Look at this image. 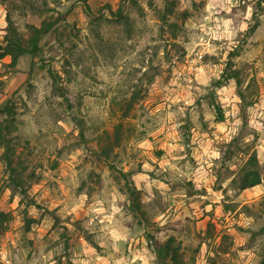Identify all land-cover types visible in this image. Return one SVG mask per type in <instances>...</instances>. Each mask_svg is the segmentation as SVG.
<instances>
[{"label": "rangeland", "instance_id": "rangeland-1", "mask_svg": "<svg viewBox=\"0 0 264 264\" xmlns=\"http://www.w3.org/2000/svg\"><path fill=\"white\" fill-rule=\"evenodd\" d=\"M222 2L0 0V47L11 35L8 17L24 37L31 25L54 22L40 37L38 51L21 55L15 64L0 48V264L5 259L9 264H105L109 253L97 243L102 233L84 225L85 211L106 190L127 198L123 209L131 221L122 227L141 232L124 244L122 255L132 264H143L137 255L144 249L155 256V240L169 236L180 262L168 264H264V143L250 128L264 116V0H248L251 22L235 38V47L192 27L216 32L223 20L237 26L238 12L246 14L247 8L241 3L224 12L215 7ZM209 13L212 19H206ZM197 37L202 41L190 51ZM211 46L221 54L203 51ZM133 63L140 67L132 68ZM234 69L239 84L229 93L223 89L234 80ZM200 79L208 80L207 86L198 84ZM197 87L206 94L198 95ZM233 95L240 98L241 124L231 140L213 145L221 156L213 159L215 180L208 184L196 171L201 167L196 155L201 137L216 139L217 128L209 127L205 116L227 128L236 118L226 115L232 112ZM189 99L191 104L185 102ZM181 109L182 116L168 118ZM158 117L167 130L148 136L145 129ZM177 131L190 145L180 161L190 166V175L169 183V172L158 176L156 169ZM145 136L154 146L139 149ZM149 155L161 164L145 173L142 165ZM251 155L261 181L241 189L239 179ZM157 180L168 185L163 192L150 183ZM148 187L153 199L143 203ZM129 189L136 192L138 209L132 207ZM82 195V208L65 213V205L74 206ZM149 264H157L156 258Z\"/></svg>", "mask_w": 264, "mask_h": 264}, {"label": "clouds", "instance_id": "clouds-1", "mask_svg": "<svg viewBox=\"0 0 264 264\" xmlns=\"http://www.w3.org/2000/svg\"><path fill=\"white\" fill-rule=\"evenodd\" d=\"M254 3V0H252ZM241 3L244 4V6L247 8V13L238 12V16L240 18V23L235 26L231 27V21L230 20H223L220 23H217L215 25L216 32H213L211 29L205 31L203 27L200 25H192L194 28H200L202 32H204V36L208 37L213 40H221V39H228L230 42L231 47H235V44L238 43V41L235 39L238 34L244 33L249 23L251 22V16L253 13V8L251 4L248 3V0H223L222 3H219L215 5V7H218L219 9L223 10L224 12H229L232 7H238ZM146 7V4H145ZM209 8H213L212 4H209ZM212 13H209V16L206 17V19H212ZM223 29V31H220V29ZM202 41V38L197 37V39L193 42V45L190 46V51H195V47L198 43ZM206 43V41H204ZM221 47H224L221 45ZM228 50H231L229 47ZM203 51L210 52L211 55L216 56L220 55V51L216 46L211 47H205ZM135 55V54H133ZM162 55V53H161ZM201 53L196 54V63L199 62ZM226 57L227 53H222ZM132 68L140 67L139 63H133ZM129 71L131 68L128 69ZM146 70V69H145ZM142 75L141 73H137V76ZM215 78L218 80L220 79L219 76V70L214 73ZM185 81L188 85H191V81L188 80L187 75L184 76ZM198 84H203L207 86L208 80L206 79H200L198 80ZM224 91H228L229 93L235 92V80H232L229 82V85L226 89H223ZM196 92L198 95L200 94H206L202 89L199 87L196 88ZM188 104H191L193 101L191 99L185 101ZM232 102H233V109L231 113H226V115H230L232 117H236L234 119V122L230 125L225 127V125L217 126L212 123L214 117L211 114H208L205 116V120L208 121L209 127L211 128H217V131L213 133V136L216 137V139H209L208 135L205 134L201 137V143L198 149V154L196 155L197 161L201 163V167L198 168L196 171L201 172L204 176L207 177L208 184H211L215 180V175L212 171V164L213 159H219L221 156V152L213 147L214 144H216L218 141H228L231 140L233 136L236 135L238 131V127L241 124V120L238 118V113L240 109L236 107V105L240 104V98L238 96L233 95L232 96ZM175 103V101H173ZM183 110H179L176 113H170L169 119H171L173 116H182ZM179 123H176V128H179ZM156 128L157 130L151 131V129ZM250 128H253L256 130V132L260 133L261 136V142L264 143V116L261 117V123H251ZM148 136H157L160 131H165L166 129V122L162 117H158L156 121H154L153 124H150L147 126ZM219 133H223V136L221 137ZM148 136H145L142 140V142H139L136 147L139 149H149L153 147V144H150L148 141ZM169 139L172 141V143L169 144L168 150H167V156L164 160V162L161 164L160 161L156 160L152 156H148V159L143 162V169L145 173L152 172L155 168L156 164H161V167L159 169H156V174L159 176L162 172L167 171L169 172V176L165 177L166 180L169 181V183L172 180L179 179L180 177H188L190 175V166L188 164L181 165L180 161L183 160L185 157L181 155V153L184 152L185 147H190V145H185L182 143V135L177 131L174 132V134L169 137ZM253 139V135L249 134L247 136V141H251ZM193 143H196V141H193ZM151 161V162H149ZM171 161V162H169ZM218 166V165H217ZM232 167H235V165H232ZM184 169V171H182ZM127 171V169H125ZM107 172H105V176H107ZM140 179L147 180L146 175L140 176ZM110 183V181L108 182ZM151 185H155L161 189L163 192L168 185L161 184L159 180L150 182ZM202 185L197 183L196 187L199 188ZM139 187V186H138ZM225 187H227V183L225 184ZM148 192V195L142 200L143 203H148L153 199V195L151 192L150 187L145 189ZM86 197L80 196V198L74 202V206L69 207L67 204L65 205L64 212H76L77 209L82 208L84 201ZM115 201L122 202L120 206H117ZM127 203V198L123 195H117L112 196L110 192L107 190L104 194H102L99 198L96 199V202L85 211V215L89 216V219L86 221L84 227L88 229L89 231H99L102 233V235H99L97 238V243L101 245L103 249L108 251V255L105 258V264H107V261L112 260L113 257L119 255L118 259L114 260V264H132L131 259L128 257H125L122 255L124 251V244L127 240H135L138 237H140L141 232L140 230H136L135 233H130L127 229H124L122 227L123 221H131V216L126 215L123 209V204ZM94 221H98V225H94ZM119 225V227H117ZM110 250V251H109ZM146 257V258H145ZM137 259H143V264H149V261L155 260L154 255H149L147 253V250L144 249L142 254L137 255ZM4 264H9V261L7 259L4 260ZM84 264H90L89 261H85Z\"/></svg>", "mask_w": 264, "mask_h": 264}, {"label": "trees", "instance_id": "trees-1", "mask_svg": "<svg viewBox=\"0 0 264 264\" xmlns=\"http://www.w3.org/2000/svg\"><path fill=\"white\" fill-rule=\"evenodd\" d=\"M1 1L4 2L6 0ZM83 2L85 4L86 0H83ZM7 23L8 30L10 31L11 35L4 36V45L0 48L3 50L4 55L8 54L10 56L12 64H15L18 58L25 53L35 54L38 51V42L40 40V37L45 34L54 24V22L52 21L43 22L40 27L31 25V34L28 37H24L13 27V23L9 17L7 19ZM230 78H234L236 84H239L237 70H232ZM215 107L218 110L217 112L219 120H222V113L219 104L216 103ZM257 164L258 162L255 155H251L247 160L245 168L243 169V174L239 179V187L241 189L249 188L260 183L261 179L257 172ZM135 193L136 192L134 190L129 189L132 207L138 209V204L135 203V197H133ZM173 240L174 238L172 236H169L164 242H157L155 240L153 250L155 252L157 264H168L171 260L177 263L180 262V259L178 257V247L173 245Z\"/></svg>", "mask_w": 264, "mask_h": 264}]
</instances>
